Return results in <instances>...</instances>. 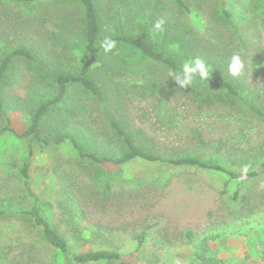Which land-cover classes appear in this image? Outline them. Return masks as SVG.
<instances>
[{
	"label": "rangeland",
	"instance_id": "374dc122",
	"mask_svg": "<svg viewBox=\"0 0 264 264\" xmlns=\"http://www.w3.org/2000/svg\"><path fill=\"white\" fill-rule=\"evenodd\" d=\"M96 1L105 36L125 24L124 32L157 43L181 60L177 42L165 29L173 20L170 0H161V11L155 0ZM184 1L191 13L179 18L181 24L214 51L239 54L247 74L243 88L258 86L263 102L264 0ZM159 18L165 21L163 30L153 33L151 25ZM82 27L83 10L76 0H0V61L16 48L32 54V59H15L4 76L7 96L24 109H0V128L9 118L10 127L21 134L41 92L55 88V74L78 71ZM104 63L114 68V76H103ZM94 66L102 97L70 86L78 113L67 114L65 101L43 117L40 136L49 144L30 143L8 132L0 135V264L62 263L28 215L36 202L66 240L70 255L108 251L132 255L130 264H200L201 256L224 264H264V118L245 109L199 110L188 90L207 93L205 86L179 88L169 69L125 46L103 55ZM209 66L212 73L220 72L218 62ZM111 118L137 146L163 159L196 157L257 175L233 179L142 158L97 164L80 158L68 139L54 142V129L61 127L89 150L117 151L120 143L110 128ZM29 147L25 179L21 168Z\"/></svg>",
	"mask_w": 264,
	"mask_h": 264
},
{
	"label": "trees",
	"instance_id": "16d2710c",
	"mask_svg": "<svg viewBox=\"0 0 264 264\" xmlns=\"http://www.w3.org/2000/svg\"><path fill=\"white\" fill-rule=\"evenodd\" d=\"M20 3H42L56 0H15ZM83 10V27L81 37L83 40V59L79 65L76 73L58 72L55 74V88L44 89L41 92L40 101L37 105L30 108V118L27 128L18 134L10 127V119H6V124L0 128V135L3 133H10L16 137H25L29 142L49 144V141L42 139L40 136V125L43 117L50 114L58 106L63 105L67 101L66 113L69 115H76L78 108L74 100L68 93V88L72 85L81 87V89L90 94L93 98L99 99L102 97L101 88L93 79L94 65L101 62L102 56L105 55L103 49L100 48V42L104 37H109L116 40L117 46H125L131 50L139 53L144 58L153 62L161 64L170 71H179L182 65L191 59L202 58L208 65L214 61L221 66L220 72L210 74L208 80H197L194 82L197 85L205 86L208 89L207 93H203L199 89L191 88L188 91L191 93V101L196 107L201 110H211L217 108H225V110L245 109L252 116L257 118H264V101L260 99V90L258 86L248 84L247 88H243L246 82V72L233 77L228 73V63L230 56L225 54L221 48L214 51L209 42H200L197 40L195 34L190 28L184 27L179 18L191 13L189 6L184 0H170L172 3V21L165 26L166 32H171L173 39L177 42V48L181 53V60L170 55L162 46L157 43L148 41L142 36L136 35L133 32H124L125 24L119 26L116 31L111 32L108 36L103 34V26L101 23L100 11L102 8L98 5L96 0H76ZM159 10L165 7L161 6V0L154 2ZM224 20L231 25L229 14L222 12ZM127 25V24H126ZM208 45H205V44ZM26 58L32 59V54L29 50L24 48H16L7 53L0 61V109L6 108L9 110L24 109L23 105L15 98L8 97L3 89V80L10 65L15 59ZM101 72L105 78H110L116 74L114 68L108 64H102ZM97 71V70H96ZM95 71V72H96ZM97 75V73H94ZM246 92V96L242 93ZM117 99V97H115ZM57 114V112H56ZM60 115V114H59ZM110 128L118 137L120 149L117 151L110 150H89L83 145L75 136L70 133L62 132L61 127L54 129V142L59 143L68 139L75 149L76 154L80 158L87 159L97 164L111 163L114 165H122L135 158H142L148 161H165L175 166L187 165L196 168L212 170L219 172L229 178L240 179L243 177H253L257 175V171H250L247 173H238L228 170L223 166L207 162L196 157L183 158H167L163 159L159 154L151 150H145L143 146H137L134 143L133 137L129 132L122 128L120 122L114 118L109 121ZM31 146V145H30ZM29 147L28 155L21 168V173L27 179V168L29 158L32 150ZM264 165V164H263ZM28 215L33 219L36 226L41 227L42 239L54 247L62 256L61 264H86L97 262L115 261L119 264H130L132 255L122 256L118 253L108 251H86L83 253L70 255L66 240L59 234L55 227L51 226L49 221L42 214L38 203L36 202L29 210ZM143 241V235L139 236L138 242ZM200 264H224L219 260L210 257L201 256Z\"/></svg>",
	"mask_w": 264,
	"mask_h": 264
},
{
	"label": "clouds",
	"instance_id": "9594fccd",
	"mask_svg": "<svg viewBox=\"0 0 264 264\" xmlns=\"http://www.w3.org/2000/svg\"><path fill=\"white\" fill-rule=\"evenodd\" d=\"M164 19L159 18L155 20L152 25V32L156 33L162 31L164 27ZM117 47V42L109 37H104L100 42V48L103 49L105 54L112 52ZM244 65L241 62L239 54H233L228 63V73L236 77L243 70ZM211 67L202 59L194 58L186 61L179 71H169L171 77L179 88L192 85L197 78L199 80H208L211 74Z\"/></svg>",
	"mask_w": 264,
	"mask_h": 264
}]
</instances>
